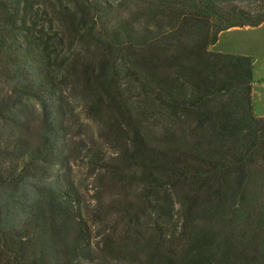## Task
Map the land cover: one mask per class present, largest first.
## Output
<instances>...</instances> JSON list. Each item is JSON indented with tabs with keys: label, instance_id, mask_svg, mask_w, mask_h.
I'll list each match as a JSON object with an SVG mask.
<instances>
[{
	"label": "trees",
	"instance_id": "16d2710c",
	"mask_svg": "<svg viewBox=\"0 0 264 264\" xmlns=\"http://www.w3.org/2000/svg\"><path fill=\"white\" fill-rule=\"evenodd\" d=\"M263 22L264 0H0V264H96L91 221L131 264H264L252 60L210 50Z\"/></svg>",
	"mask_w": 264,
	"mask_h": 264
},
{
	"label": "crops",
	"instance_id": "0c3cea01",
	"mask_svg": "<svg viewBox=\"0 0 264 264\" xmlns=\"http://www.w3.org/2000/svg\"><path fill=\"white\" fill-rule=\"evenodd\" d=\"M211 51L248 56L252 60L262 57L264 61V22L256 27L231 28L219 34ZM251 103L256 117H264V77L252 69Z\"/></svg>",
	"mask_w": 264,
	"mask_h": 264
},
{
	"label": "rangeland",
	"instance_id": "374dc122",
	"mask_svg": "<svg viewBox=\"0 0 264 264\" xmlns=\"http://www.w3.org/2000/svg\"><path fill=\"white\" fill-rule=\"evenodd\" d=\"M253 70L255 74L258 75L259 77H264V61L262 57L258 58L257 60H255V62H253ZM80 117L83 119L84 116L80 114ZM89 128L90 126L87 124V122L83 121L82 130L89 131ZM71 134L76 135L77 132L72 130ZM89 189H90V185L88 181L85 182L81 186V190L87 200L90 199L89 191H87ZM96 223H97L96 221H91V225H93L94 227V232H93V237H92V245H93L92 247L97 256L96 264H131V262L128 260L116 259L115 253L113 252L104 251L105 245H104V242L102 241L103 237L101 233H98L97 228H96ZM144 264H153V263L146 262Z\"/></svg>",
	"mask_w": 264,
	"mask_h": 264
}]
</instances>
